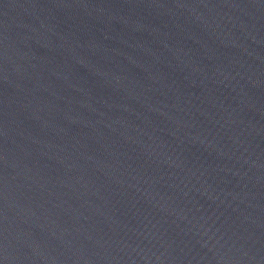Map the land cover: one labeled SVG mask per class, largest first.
Wrapping results in <instances>:
<instances>
[{"label": "water", "instance_id": "water-1", "mask_svg": "<svg viewBox=\"0 0 264 264\" xmlns=\"http://www.w3.org/2000/svg\"><path fill=\"white\" fill-rule=\"evenodd\" d=\"M0 264H264V0H0Z\"/></svg>", "mask_w": 264, "mask_h": 264}]
</instances>
